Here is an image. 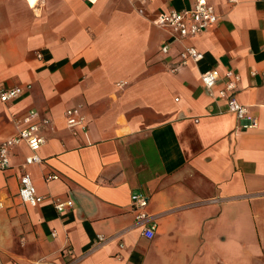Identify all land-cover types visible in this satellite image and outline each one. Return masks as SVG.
<instances>
[{
	"label": "crops",
	"instance_id": "0c3cea01",
	"mask_svg": "<svg viewBox=\"0 0 264 264\" xmlns=\"http://www.w3.org/2000/svg\"><path fill=\"white\" fill-rule=\"evenodd\" d=\"M195 1L0 0V89L23 88L0 101V143L30 110L50 121L43 163L24 169L23 144L0 171V264H264V0H209L219 22L164 54L159 16ZM187 46L203 60L173 71ZM209 70L220 86L240 75L256 128L205 90ZM71 108L86 119L77 135ZM24 172L37 207L17 199ZM134 194L149 198L152 239Z\"/></svg>",
	"mask_w": 264,
	"mask_h": 264
},
{
	"label": "built area",
	"instance_id": "2783aa9c",
	"mask_svg": "<svg viewBox=\"0 0 264 264\" xmlns=\"http://www.w3.org/2000/svg\"><path fill=\"white\" fill-rule=\"evenodd\" d=\"M29 3V0H27ZM145 2V0H141ZM239 0H228L230 4H237ZM38 3V0L36 4ZM220 20L216 9L209 0H196L195 4L190 9L181 11L171 10L162 13L158 20L157 25L167 29L171 34V41H168L163 47L162 52L168 54L170 46L175 42H183L186 39L197 37L210 28L215 26ZM41 57V56H39ZM204 58L195 47L187 46L181 51L179 55L178 65L173 68L177 71L178 67L187 65L190 62L198 63ZM227 79L223 86H220L222 75L218 70H209L202 74L201 83L205 90L214 98L224 100L227 103L229 112L233 113L239 122V128L247 130L256 128L259 125L257 117L251 113L249 107L241 104L237 99V91L241 77L239 74L229 71L225 74ZM23 93L22 87L1 88L0 101L7 103L20 97ZM67 127L77 135L80 130H86L85 116L80 112L79 108L68 109L65 113ZM50 121L45 119L42 122L39 119V113L35 110L28 111L18 126V132L0 143V171H7L12 167V152L15 148L25 144L30 150V155L25 158L23 168L38 165L43 163V159L39 155L43 144L45 143L44 136L42 135V128L44 124ZM60 176L51 174L46 177V181L59 180ZM20 186L17 193V199L21 204L37 207L46 198L39 195L34 185L32 177L24 172L19 177ZM54 205L59 212H65L72 203L54 200ZM149 206V198L143 194H134L132 196V209L136 215L137 223H144L143 234L152 239L156 230L155 217L147 212ZM3 207V200L0 197V208ZM154 224L148 225L150 221ZM150 230V232H148ZM104 238L100 237L99 241L104 242ZM124 247L123 244L120 245ZM67 255H72V250L66 249Z\"/></svg>",
	"mask_w": 264,
	"mask_h": 264
},
{
	"label": "bare ground",
	"instance_id": "6f19581e",
	"mask_svg": "<svg viewBox=\"0 0 264 264\" xmlns=\"http://www.w3.org/2000/svg\"><path fill=\"white\" fill-rule=\"evenodd\" d=\"M29 4H30V2H29ZM31 5V4H30Z\"/></svg>",
	"mask_w": 264,
	"mask_h": 264
}]
</instances>
